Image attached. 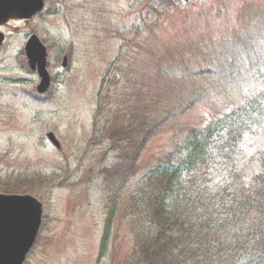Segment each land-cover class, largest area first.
<instances>
[{
  "label": "rangeland",
  "instance_id": "1",
  "mask_svg": "<svg viewBox=\"0 0 264 264\" xmlns=\"http://www.w3.org/2000/svg\"><path fill=\"white\" fill-rule=\"evenodd\" d=\"M3 31L0 192L31 193L43 205L25 264L130 260L132 221L123 204L137 175L190 127L264 89V75H256L264 70V0H46L33 18ZM32 32L47 48L51 84L43 95L22 53ZM244 139V159L253 164L246 167L256 169L263 131ZM124 153L137 155L131 161ZM127 167L132 176L121 191L114 170ZM112 195L117 209L101 256Z\"/></svg>",
  "mask_w": 264,
  "mask_h": 264
},
{
  "label": "trees",
  "instance_id": "2",
  "mask_svg": "<svg viewBox=\"0 0 264 264\" xmlns=\"http://www.w3.org/2000/svg\"><path fill=\"white\" fill-rule=\"evenodd\" d=\"M167 113L170 117L174 112ZM262 123L264 127V89L190 127L137 175L135 190L123 204L132 221L133 249L122 264H264L263 144L259 166L249 177L238 168L241 155L247 157L241 148L244 136ZM151 126L147 134L158 123ZM137 153L124 154L132 161ZM114 173L123 191L132 170ZM112 199L99 243L101 256L117 209L115 195Z\"/></svg>",
  "mask_w": 264,
  "mask_h": 264
},
{
  "label": "water",
  "instance_id": "3",
  "mask_svg": "<svg viewBox=\"0 0 264 264\" xmlns=\"http://www.w3.org/2000/svg\"><path fill=\"white\" fill-rule=\"evenodd\" d=\"M43 0H0V23L9 18H29L42 7ZM31 68L36 65L38 92H44L50 83L46 71L45 47L32 35L26 47ZM64 65V62H63ZM48 139L59 143L51 132ZM41 218V205L30 195L0 193V264H21L36 234Z\"/></svg>",
  "mask_w": 264,
  "mask_h": 264
}]
</instances>
